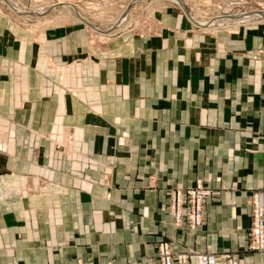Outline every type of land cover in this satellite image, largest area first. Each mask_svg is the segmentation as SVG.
Returning <instances> with one entry per match:
<instances>
[{"label":"crops","instance_id":"0c3cea01","mask_svg":"<svg viewBox=\"0 0 264 264\" xmlns=\"http://www.w3.org/2000/svg\"><path fill=\"white\" fill-rule=\"evenodd\" d=\"M170 6L100 36L24 28L0 5V264H158L161 238L264 264L247 249L251 193L264 198V31H201ZM196 177L214 195L188 230L167 201Z\"/></svg>","mask_w":264,"mask_h":264},{"label":"rangeland","instance_id":"374dc122","mask_svg":"<svg viewBox=\"0 0 264 264\" xmlns=\"http://www.w3.org/2000/svg\"><path fill=\"white\" fill-rule=\"evenodd\" d=\"M16 1L20 8L25 11H32L35 10L37 7H39L36 11L32 12H39V10H42L40 14L42 15H30L27 13H22L20 15V12H14L8 3H5L0 0V5L4 7V10L8 12L10 16H13L17 18V20L20 23V26L28 27L35 31H43L42 27L50 26L52 24H58V23H65L66 21L70 22H78L77 26H86L90 29L91 32L95 34H99L100 36H110L111 33L117 29V28H123L126 24L131 25V27L134 25L137 29L140 28V25L143 24H155V22L164 20L166 16H169V5L170 7H174V9L181 10V7L176 1L173 0H139V1H133L134 3L131 4V7L127 10L128 4L132 0H13ZM60 1L70 2L72 3L77 9L79 10L80 15L87 18V20L94 24L95 26H99V28L102 29H112L111 33L109 34H103L100 31L94 30L93 28L88 27L83 20H79L77 17V14L73 13V11L69 10L68 8H64L62 6L59 7H51L49 10V7H45L47 5H51L52 3H59ZM187 3V6L189 7L188 10H190L191 16L195 17V20L197 23H206L208 21H214V19L219 16V14H222V11L224 8L228 9L231 14L239 13V10H242L243 8L239 7L237 2L234 0H184ZM257 3L259 4H251L249 5V8L242 11H249L253 9H263L264 8V0H257ZM263 6V8H261ZM43 7V8H41ZM168 7V8H167ZM47 10V12H46ZM49 10V11H48ZM168 10V11H167ZM167 14L166 16L161 15L163 12ZM241 11V12H242ZM133 12V13H132ZM184 12V11H183ZM18 13V14H17ZM45 13V15L43 14ZM132 13V16H131ZM124 14V22L114 25V21L118 20L120 16ZM185 14V12H184ZM27 15V16H25ZM186 15V14H185ZM187 16V15H186ZM189 19V18H188ZM220 18L216 19L218 23H215V21L208 26H197L201 28V31L205 32H211L215 34H223V33H232L233 35L237 34V32L243 31V29H246L247 31H257L258 29H262L264 31V17L263 16H257L256 18L249 19L246 21L247 24L234 26L236 24V21L225 20L224 22L218 21ZM190 20V19H189ZM192 21V20H190ZM194 21V20H193ZM231 21V22H230ZM128 22V23H127ZM193 23V22H192ZM238 23V22H237ZM194 24V23H193ZM195 25V24H194ZM108 38V37H107ZM197 179H201L196 177L193 181L196 182ZM202 184L205 186H208L211 191V195H214V190L207 184L204 183L202 180ZM178 188V187H177ZM258 195L259 199L264 202L263 198V191L261 190H254L251 193L250 197V226L251 227V209L253 205V198L254 195ZM207 203V202H206ZM206 206V204H205ZM204 206V209H205ZM170 219V217H169ZM167 221V220H166ZM171 221V220H170ZM172 223V222H171ZM173 224V223H172ZM251 231V229H250ZM248 244V243H247ZM156 246V245H155ZM248 247V245H247ZM248 249V248H247ZM233 251V250H228ZM235 251V250H234ZM250 251V249H248ZM253 251V250H251ZM156 252H157V246H156ZM236 252V251H235ZM157 259V258H156ZM106 264H111V262H106Z\"/></svg>","mask_w":264,"mask_h":264},{"label":"built area","instance_id":"2783aa9c","mask_svg":"<svg viewBox=\"0 0 264 264\" xmlns=\"http://www.w3.org/2000/svg\"><path fill=\"white\" fill-rule=\"evenodd\" d=\"M238 6L246 10L251 4H257V0H234ZM263 8V6L261 7ZM241 10V11H242ZM210 188L202 184V180L186 187L175 188L167 201L168 217L173 218L179 227L188 230L196 229L204 224V206L211 195ZM251 209V231L249 235L248 249L255 252H264V202L254 195ZM156 258L158 264H189L193 257L196 264H217L223 259L224 264H240V259L235 251H201L189 252L180 250L171 245L167 239L157 241ZM74 264H84L77 259Z\"/></svg>","mask_w":264,"mask_h":264},{"label":"bare ground","instance_id":"6f19581e","mask_svg":"<svg viewBox=\"0 0 264 264\" xmlns=\"http://www.w3.org/2000/svg\"><path fill=\"white\" fill-rule=\"evenodd\" d=\"M1 1H3V2H5V3H8V5L10 6V8L15 12V11H19L20 12V15L24 12V10H23V8L21 9L20 8V6H19V4L16 2V1H13V0H1ZM173 1H176V2H179L178 0H173ZM185 2V1H184ZM132 4V3H131ZM131 4L129 3L128 4V6H127V8H126V10L125 11H127L130 7H131ZM185 4H187L186 2H185ZM257 4H259V3H257ZM59 6H62V7H64V8H68L69 10H71V11H73V13H75V14H77V17H78V19L81 21V20H87V18L86 17H84V16H82V15H80L79 13H81V12H79V10L77 9V7H75L72 3H70V2H64V1H60L59 3H52L51 5L49 4V5H47V6H45V7H49V8H51V7H59ZM180 6V5H179ZM39 7H37L35 10H32V11H36L37 9H38ZM41 8H43V7H41ZM48 8V9H49ZM189 8V7H188ZM26 11V10H25ZM224 12H222V14H219V16H217L215 19H214V21H215V23L217 22V20L216 19H218V18H220L218 21H225V20H227L228 21V19L230 20L231 19V21H236V22H243V21H247V20H249V19H253V18H256L257 16H263L264 17V8L263 9H251V10H249V11H242V12H239V13H235V14H231L230 12L231 11H229L228 9H226V11L225 10H223ZM240 11V10H239ZM39 12L41 13L42 12V10H39ZM28 14V13H27ZM191 14V13H190ZM192 15V14H191ZM25 16H27V15H25ZM124 14H122L121 16H120V18L118 19V20H115L113 23H114V25L115 24H119L120 25V23H122V22H124ZM189 17V16H188ZM83 18V19H82ZM190 20H194V21H191V22H196L197 23V21L195 20V17H193V16H191V18H189ZM88 21V20H87ZM213 21V22H214ZM84 22V21H83ZM89 22V21H88ZM212 22V23H213ZM92 24V23H91ZM203 25V24H202ZM95 28H96V30L97 31H100V32H102L103 34H109V33H111V31H112V29H114V28H110V29H102V28H99V26H95V25H93ZM95 30V29H94ZM103 31H105V32H103ZM170 220H171V222L174 224V225H176V226H178L176 223H174V220H173V218H171L170 217ZM203 226V225H202ZM202 226H200V227H202ZM179 227V226H178ZM200 227H197L196 229H198V228H200ZM190 230H195V229H190ZM263 253V252H262ZM220 261H222L223 262V264H224V260L223 259H220V260H218V263L217 264H219L220 263Z\"/></svg>","mask_w":264,"mask_h":264},{"label":"water","instance_id":"95a60500","mask_svg":"<svg viewBox=\"0 0 264 264\" xmlns=\"http://www.w3.org/2000/svg\"><path fill=\"white\" fill-rule=\"evenodd\" d=\"M134 0H132L131 2H130V4L132 3H134L133 2ZM135 1H139V0H135ZM144 1V0H143ZM179 2H177L179 5H180V7H181V10L182 11H184L185 12V14L187 15V17L188 18H191V14H190V10H188V6H187V4H185V2H184V0H178ZM51 8H49V10H50ZM48 10V11H49ZM47 11V10H46ZM17 12V11H16ZM19 13V12H18ZM17 13V14H18ZM24 13H28V14H30V15H37V14H40V12H32V11H24ZM264 14V13H263ZM83 19V18H82ZM83 21H84V23L88 26V27H90V28H93V29H95L96 30V28L93 26L94 24H91L90 22H88L87 20H84L83 19ZM193 21V20H192ZM211 22H213V21H208V22H206V23H196V22H194V24L195 25H197V26H202V24L203 25H208V24H210ZM117 25V24H116ZM114 28V27H113ZM103 32H105V31H103Z\"/></svg>","mask_w":264,"mask_h":264}]
</instances>
